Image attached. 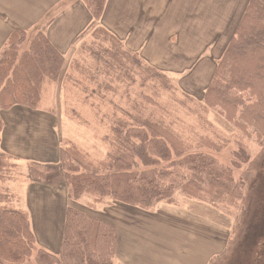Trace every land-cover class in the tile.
I'll list each match as a JSON object with an SVG mask.
<instances>
[{
    "label": "trees",
    "instance_id": "trees-1",
    "mask_svg": "<svg viewBox=\"0 0 264 264\" xmlns=\"http://www.w3.org/2000/svg\"><path fill=\"white\" fill-rule=\"evenodd\" d=\"M81 1L92 19L90 42L82 43L71 61V73L77 75L68 76L69 81L92 86L103 67L101 79L131 82L128 91L134 98L122 117L106 119L109 151L103 160H92L72 143L59 145L69 200L59 252L37 242L29 211L15 206L5 183L18 168L0 149V264H115L117 226L96 209L83 211L70 201L89 197L90 208L116 203L148 215H155L158 204L174 205L179 198L233 204L244 198L246 184L235 170L250 160L248 141L264 142V0H242L229 40L213 62L211 76L199 87L200 96L192 93L189 84L185 88L189 77L169 78L123 49L120 38L104 23L110 0ZM27 37L25 30H14L0 53V145L4 113L16 107L48 109L43 103L45 86L56 85L65 67L64 55L43 29L22 51ZM82 60L87 64L83 66ZM80 93L91 96L90 91ZM212 112L233 128L236 147L230 164L209 153L221 149L210 130ZM26 177L31 183L47 184L55 180L56 167L33 162Z\"/></svg>",
    "mask_w": 264,
    "mask_h": 264
},
{
    "label": "rangeland",
    "instance_id": "rangeland-1",
    "mask_svg": "<svg viewBox=\"0 0 264 264\" xmlns=\"http://www.w3.org/2000/svg\"><path fill=\"white\" fill-rule=\"evenodd\" d=\"M235 1L113 0L107 5L106 16H112L110 26L118 27L123 49L130 47L134 60L141 58L142 63L168 73L169 78L175 80L189 77L185 80V88L189 84L192 93L200 96L202 90L199 87L211 76L213 62L231 35L239 6ZM136 10V16H139V21H144V25L139 24L140 28L136 31L128 29L126 32V25L133 19L129 15ZM155 11L170 12L178 23H167L164 26L168 29H162V33L153 27L150 33L147 24L150 13ZM35 30L28 33L22 51L28 48ZM143 51L148 52V59H143ZM156 55L157 62L154 61ZM102 68L95 74L96 81L92 86L67 82L58 101L51 89L46 94L44 92L46 99L43 100L58 115L61 113L57 120L62 125L54 126L59 144L72 143L97 161L103 160L109 151V143L105 140L106 119L122 117L126 104L134 98L128 91L131 82L117 78L113 81L101 79ZM183 72L187 74L182 75ZM124 76L128 77V74ZM130 77L134 80L135 75L131 72ZM83 90L90 91L91 96L81 97ZM10 118L7 115L9 121H14ZM210 119L213 122L210 130L219 140L221 149L210 150L209 153L230 164L236 147L233 128L217 113L212 112ZM53 146L46 145L49 153ZM248 146L250 160L244 167L235 170V176L246 184L244 198L233 204L225 201L205 204L196 200L191 203L179 198L174 205L158 204L156 213L163 211L159 215H148L140 209L116 203L97 205L96 209H103L96 210L98 215L118 228L117 257L126 264H264V142L251 139ZM15 174L19 180L23 179L28 174V167L25 172L22 165ZM91 201V198L84 197L69 203L72 207L92 213L95 208L87 205ZM132 210L135 213H131ZM56 233L59 234V229Z\"/></svg>",
    "mask_w": 264,
    "mask_h": 264
},
{
    "label": "crops",
    "instance_id": "crops-1",
    "mask_svg": "<svg viewBox=\"0 0 264 264\" xmlns=\"http://www.w3.org/2000/svg\"><path fill=\"white\" fill-rule=\"evenodd\" d=\"M112 1L110 0V3ZM236 1L239 4L236 16L238 17L241 12L240 9L243 7V1ZM137 10L129 15L133 19L128 26L126 25V32L128 29L129 31H136L140 28L139 24L144 25V21H139V16H136ZM111 17L110 15L106 16L104 23L116 36H119L118 27L110 26ZM91 23V16L80 0H0V53L14 30L22 29L30 33L32 29H36L35 33L37 30L43 29L50 42L65 57V67L59 82L56 85H46L44 90L46 94L47 90L51 89L58 101L64 94L65 82L70 80L68 76L77 75L71 73V61L79 53V47L82 43L90 42L89 27ZM101 23L103 24V21ZM167 23L175 25L178 20L168 11H158V13L155 11L150 13L147 29L151 33L152 28L156 27L157 31L162 33V29L164 31L168 29L164 26ZM142 35L144 36V33ZM147 53L143 51V59H148ZM154 61L157 62V55ZM81 64L84 66L87 63L82 60ZM45 99L46 97H44ZM40 110L37 112L16 107L5 112V128L1 134L0 149L13 158L17 170L23 165L26 172L27 167L33 162L51 164L56 167L55 180L47 184L31 183L26 176L19 180L15 174L12 179L5 183V186L13 193L15 206L29 211L33 228L36 231L37 242L52 252H59L62 242L64 212L69 201L63 171L58 159L59 139L54 131L55 124L62 125L61 121L57 120L60 119L61 113L58 115L51 107ZM7 115L14 121H9ZM37 118L42 120L38 121ZM52 143L54 146L49 153L46 145L49 144L51 147ZM16 186L18 187L16 188ZM96 210L101 211L103 209ZM153 212L156 213V210L154 209ZM157 213L161 214L163 211ZM156 223L159 224V222ZM58 229L59 234L56 233ZM170 229L177 231L173 228ZM39 232H42V235H39ZM118 250L119 240L115 264H126L117 257ZM195 257L199 259L196 254Z\"/></svg>",
    "mask_w": 264,
    "mask_h": 264
}]
</instances>
